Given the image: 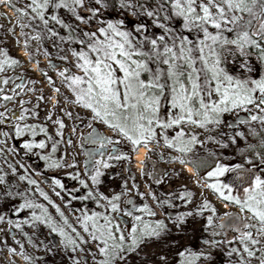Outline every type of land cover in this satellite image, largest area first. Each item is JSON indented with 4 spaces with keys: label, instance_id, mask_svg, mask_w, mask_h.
<instances>
[{
    "label": "snow or ice",
    "instance_id": "snow-or-ice-1",
    "mask_svg": "<svg viewBox=\"0 0 264 264\" xmlns=\"http://www.w3.org/2000/svg\"><path fill=\"white\" fill-rule=\"evenodd\" d=\"M0 2L18 13V19L39 21L49 36L67 42L74 58L72 67L76 72L69 67L59 72L71 94L64 96V100L86 114L61 108L60 112L71 124L56 117L53 124L55 137L59 139L49 135L45 125L15 124L17 136L25 132L35 136L38 128L47 141H51V151L40 155V159L47 162L46 167H75V153L71 164H65L63 156L57 158L54 154L65 139L67 146L72 147L71 137L77 136L78 128L86 127L88 131L80 132L76 144L84 149L85 168L91 166L93 186L99 185L105 170L117 162L126 161L125 171L131 172L133 154L141 147L145 152L139 156L140 174L147 175L158 185L167 182L168 172L157 178L159 170L148 168L152 163L149 154L155 151L149 145L162 144L176 153L170 152L168 161L184 165L196 177L198 186L203 182V187L223 205L238 209V212L218 213L217 208L203 198L193 208L167 216L172 225L169 227L165 219L156 218V212L149 204L137 207L133 202L129 193L138 186L131 177V188L125 180L122 191L111 196L97 192L99 199H96L89 188L85 195L74 197L95 199L97 205L105 209L91 214L85 211L78 218L86 236L68 222L59 206L38 187L36 191L55 208L66 227L59 226L43 204L30 200L20 203L15 211L38 208L40 212L33 210L31 218H26L24 223L36 227L39 222L58 233L60 245L72 253L69 264H89L88 256H91L92 264H126L130 253H138L150 243L164 241L172 228L178 233L183 232L188 218L202 217L201 230L208 235L201 236L199 250L192 247L179 250L176 264H213L214 250L223 253L225 264H264V0H29L24 7H17L12 0ZM58 9L67 10L71 22L62 18ZM109 12H115L116 16L109 17ZM128 14L135 18L131 28L126 26ZM93 21L96 26L91 28ZM50 22L64 29L67 35H60L49 26ZM80 25L88 27L81 28ZM27 26L30 24H21V28ZM35 38L41 39L39 32ZM73 44L80 47H71ZM27 55L33 54L27 52ZM0 57H3L0 70L5 65L18 63L2 49ZM61 59L68 57L61 56ZM48 80L53 84L50 77ZM17 87L23 90V84ZM53 91L60 93L56 87ZM4 99L12 97L5 95ZM52 102L54 108L60 103L58 99ZM25 111L21 107V115H13L12 119L22 120ZM6 112L7 109L0 112V123L7 122ZM241 112L246 113V117L241 118ZM226 114H232L234 120L226 122ZM31 115L37 113L31 112ZM51 117L49 111L45 119ZM96 123L107 127L112 135L99 132L94 126ZM253 123L259 125V131ZM239 125H247L248 135L254 140L258 138V142L246 143L245 148L238 149L242 162L224 163L222 160L227 157L222 152L210 150L207 145L224 149L236 144L237 137L247 141L246 134L240 130L215 131L222 127L238 129ZM66 128L69 130L67 138ZM193 129L203 130L204 139H200L201 133ZM169 130L174 134L170 135ZM0 136L8 137L9 132L0 131ZM0 144L7 147L6 141H0ZM196 145L207 154L206 158L195 154ZM45 147V139L23 143V148L29 152ZM208 157L214 166L207 164ZM201 168H206L202 174ZM12 171L15 173L16 169L12 168ZM67 175L74 174L68 172ZM79 175V172L75 173L77 179ZM19 178L27 179L30 185L37 183L24 175ZM4 182L5 177L0 173V184ZM79 183L88 187L84 180ZM52 184L63 188L59 179L53 178ZM4 195L13 193L9 191ZM56 195L60 193L56 192ZM136 195L143 198L145 193L137 190ZM147 195L162 208L164 205L176 207L173 204L176 199L185 206L194 200L193 192L183 185L178 195L167 192L164 199L151 191ZM121 215L131 218L129 229L121 228L124 223ZM4 219L5 215L0 214V220ZM7 223L21 229L20 222L8 219ZM164 246L169 247L170 243ZM9 252L14 253L15 249L9 247ZM77 252L84 255L78 256ZM152 255L156 256V253ZM24 259L32 258L24 256ZM157 260L158 264H172L167 253L159 254Z\"/></svg>",
    "mask_w": 264,
    "mask_h": 264
},
{
    "label": "rangeland",
    "instance_id": "rangeland-1",
    "mask_svg": "<svg viewBox=\"0 0 264 264\" xmlns=\"http://www.w3.org/2000/svg\"><path fill=\"white\" fill-rule=\"evenodd\" d=\"M29 0H12V3L16 4L17 7H24ZM83 11V10H81ZM58 14L64 18L66 21L71 22V14L65 9H58ZM109 17H115V12H109ZM129 22L134 24L135 18L130 14L127 15L126 26ZM21 24L29 25L27 27L21 28ZM50 27H54L60 35H65L63 29L58 25L50 22ZM95 21L91 25L94 28ZM81 28L88 26L80 25ZM39 32L41 39H36L35 35ZM27 40V49L25 48V41ZM11 43V46L7 44ZM69 44L67 42H61L58 37L49 36L44 29V26L39 21H29L27 18L23 20L18 19V13H16L11 7H8L5 3L0 2V49H2L8 56L12 59L18 61L16 65H5L3 70H0V112H6V123H0V131H8L9 136H0V141H6L7 147L0 144V148L3 151L0 152V173L5 177V182L0 184V214L5 215L4 220H0V259L2 264H69V256L72 255L70 251H65L60 245V239L58 233L51 232L50 228L42 223L37 222L36 227H32L23 221L26 218H31V212L35 210L37 213L40 209H21L16 212L15 209L25 200H30L36 204H43L48 211V214L53 218V220L59 225L66 227L63 221L60 219L59 214L56 212L55 208L45 200L38 191L37 187L43 192L47 193L50 200L64 213L68 222L73 225L78 231L83 233L81 225L78 223V218L81 217L82 213L87 211L89 214L93 211L103 212L104 208L99 207L95 199L88 198L85 199L86 202L75 199L74 197L83 196L87 193L89 188L92 189L93 194L96 195L97 192H101L106 196H111L116 192H121V185L127 180V186L131 188L133 180L131 177L135 178V182L138 189H133L129 195L132 196L133 202L139 207L143 203L149 204V206L156 212V218H163L169 227H172L171 222L167 220V216H175L177 212L186 211L193 208L197 203H199L203 198H207L218 210V213H223L224 211H235L238 209L232 205H228L226 208L220 200L212 194V192L203 187V182L198 186L195 181L196 177L192 174H186L179 163L170 162L167 160L168 154L171 152L172 155H176L170 149H166L162 146H157L155 144L149 145V147L154 148V153H150L152 163L148 165L151 169L155 167L158 169L157 178L163 175L165 167H170L168 171L167 182H162L161 184H156L153 179L147 175H141L139 168L133 166V161L131 163V172L125 171L126 161H122L119 167H113L105 170V175L101 177V183L99 185L93 186L90 178H88V169L85 168L84 160L85 157L82 154L83 150L76 140L80 132H86L88 129L86 127H81L77 129V136L71 137L73 139V146L69 147L65 142L61 143L56 153L55 157H64L65 164H71L73 159V153H75L76 165L73 168L60 167L52 168L48 167L46 172H38L33 166L39 163L41 154H48L51 151V141H47L43 133L36 130V135L33 136L30 132H25L22 136H17L15 134V124H38L45 125L47 127L49 135L55 137V125L53 121L57 116H60L65 120L66 124H71L63 113L60 112V108H71L74 112L79 111L82 115L86 114L84 110L76 108L69 105L65 100L64 96H71L70 92L62 83V78L59 76V72L65 67L71 68L73 72L77 70L72 67L73 57L69 51ZM75 48L80 46L76 44ZM25 52L22 55L19 53ZM27 52H31L33 55L29 57ZM45 53H48L47 55ZM68 57L67 60L61 59L62 55ZM3 59V57H0ZM35 63L33 67L32 64ZM48 77L51 78L53 84L49 83ZM58 78V80H56ZM7 80V83H2V81ZM23 84V90L17 87V85ZM45 87L46 92L41 91V87ZM53 87L59 88L60 93L57 94L53 91ZM62 87V88H61ZM10 96L12 99L5 100L4 96ZM43 99H40V97ZM51 98L58 99L60 103L53 107V102ZM21 101L24 103L21 104ZM23 107L27 111L24 112V118L22 120L12 119L13 115L19 117L21 115L20 109ZM49 111L52 112L51 119H45L48 116ZM31 112H36L37 115H31ZM241 118L246 117V113L241 112L239 114ZM226 122H232L234 116L232 114H226L224 117ZM87 121H85V125ZM96 129L107 135H112V133L107 129V127L96 123L94 125ZM253 127L257 128L259 131V125L253 123ZM201 133L200 139H204L205 133L201 129H193ZM243 131L247 136V141L244 138L237 137L236 144H230L229 147L220 149L213 144H208L207 147L210 150L216 151L218 154L223 153L224 163H237L242 162L241 155L238 149L245 148L246 143H257V139H253L248 135V126L239 125L238 129L229 130L227 128L217 129L215 131ZM65 138L68 137L69 133L67 128L65 129ZM169 134H174L169 130ZM226 138V137H225ZM40 139L46 140V147L44 149H33L29 152L23 148V143L25 140L28 141H39ZM14 143L23 148L27 153L21 154L14 147ZM88 147V145H85ZM163 153V155H158ZM195 154L200 158L204 159L207 154L201 149L199 145L195 146ZM250 154V153H248ZM42 160V159H41ZM44 161V160H42ZM46 162V161H45ZM47 163V162H46ZM258 163V161H257ZM207 164L212 165V160L210 157L207 158ZM9 165L12 167L10 168ZM23 165V167H21ZM207 166V165H206ZM214 166V165H212ZM12 168L16 169L13 173ZM175 169V172L172 170ZM206 170V168H201V174ZM72 172L73 176H68L67 173ZM79 172V179L75 177V173ZM91 172V171H90ZM119 173V175H117ZM20 175H24L32 180H35L36 184H28L27 179L20 180ZM231 174H226L230 176ZM66 176L70 181L69 189H66L68 183L63 182L59 177ZM53 178L59 179L63 188L53 185ZM85 178V179H84ZM80 179H84L88 187H84L78 184ZM145 179V180H144ZM144 180V181H142ZM75 182V183H74ZM73 183V184H72ZM181 185L185 186L188 190H191L194 194V200L188 206L182 205L180 200H173V204L176 207H169L164 205L163 208L154 201L151 196L147 195L149 191L153 192L160 199H164L167 192H173L178 195L181 190ZM71 188V189H70ZM59 192L60 195L57 196L55 191ZM137 190L139 192L145 193V196L141 198L136 195ZM11 192L13 195L5 196V192ZM74 192V193H72ZM76 192V194H75ZM96 199L99 196L96 195ZM104 204V201H100ZM121 208L125 207L124 198L120 201ZM158 206L162 211V216L159 215L155 209ZM130 207V206H129ZM115 215V214H114ZM207 215V213H205ZM8 219H12L14 222L21 223V229L15 228L14 224L9 226L7 223ZM121 220L124 223L121 224L122 229H129L131 225V218L124 217L121 215ZM203 222L202 217L188 218L187 223L184 225L183 232H176L172 228V232L168 235L164 241L159 243H150L142 247L138 253H130L126 264H158L157 257L159 254L167 253L172 264H176L179 257L176 253L185 247H192L193 250H199L201 247L200 239L201 236H207V233H202L201 223ZM70 232V229H67ZM220 239V237H217ZM166 243H170L169 247H165ZM9 247L15 249V252H9ZM89 247H94L89 245ZM49 249H51L49 251ZM21 251L23 255H21ZM156 253V256L152 254ZM76 255H84V253L77 252ZM214 260L213 264H225V257L223 253L219 250H214ZM24 256H29L31 260H25ZM147 257V258H146ZM99 258V257H98ZM89 264H92L91 256H88Z\"/></svg>",
    "mask_w": 264,
    "mask_h": 264
},
{
    "label": "trees",
    "instance_id": "trees-1",
    "mask_svg": "<svg viewBox=\"0 0 264 264\" xmlns=\"http://www.w3.org/2000/svg\"><path fill=\"white\" fill-rule=\"evenodd\" d=\"M133 23H131V24H129L127 27H129V28H131V27H133ZM177 27H178V25H176ZM63 32H64V34L65 35H67V32L63 29ZM76 44H73V45H71V47H74ZM62 56H66L65 54L64 55H62ZM65 60V59H64ZM14 147H15V149L17 150V151H19L21 154H24V153H27L23 148H21V147H19V146H17L15 143H14ZM120 163L121 162H117L113 167H119V165H120ZM46 165V162L45 161H42L41 159L39 160V163H36L35 165H33L35 168H36V170L38 171V172H46V169L48 168V167H46L45 166ZM113 167H111V168H113ZM90 176H91V172L89 171V169H88V178H90ZM63 182H65V183H68L65 187H66V189H69V187H70V181H72V180H68V178L66 177V176H60L59 177ZM85 179V178H84ZM84 179H80V180H84ZM91 180V179H90ZM24 181H26V180H24ZM75 183V182H74ZM78 184H80L79 182H77ZM73 184V183H72ZM80 186H82L81 184H80ZM71 189V188H70ZM81 189L82 190H84V187L82 186L81 187ZM55 191V190H54ZM57 191H55V193H56ZM72 193H74V192H72ZM75 194H76V192H75ZM82 201H84V202H86V200H82Z\"/></svg>",
    "mask_w": 264,
    "mask_h": 264
},
{
    "label": "bare ground",
    "instance_id": "bare-ground-1",
    "mask_svg": "<svg viewBox=\"0 0 264 264\" xmlns=\"http://www.w3.org/2000/svg\"><path fill=\"white\" fill-rule=\"evenodd\" d=\"M7 44L11 46V43L7 42ZM19 53H21L22 55L26 54L25 52L22 53L21 51H19ZM32 66L34 67V66H35V63H33ZM56 80H58V78H56ZM40 87L42 88L41 91L46 92V88H45V87L39 86V88H40ZM61 88H62V87H61ZM53 99H54V98H51V102H52ZM60 109H61V108H60ZM67 132L69 133V130H68V129H67ZM144 152H145V149H144L143 147H141V148H139V150H138L136 153L133 154V166H134V167L139 168V156L142 155ZM181 167L183 168V170H184V172H185L186 174H191V173L187 170V168H185L184 165H182ZM169 168H170V167H165V169H164L165 171H164V172L168 171ZM164 172H163V173H164ZM144 180H145V179H144ZM144 180H142V181H144ZM223 207L226 208L225 205H223ZM155 209H156L157 213H158L159 215L162 216V211L160 210V208H159L158 206H156ZM0 264H2L1 259H0Z\"/></svg>",
    "mask_w": 264,
    "mask_h": 264
}]
</instances>
